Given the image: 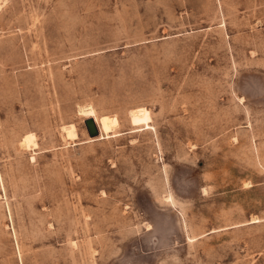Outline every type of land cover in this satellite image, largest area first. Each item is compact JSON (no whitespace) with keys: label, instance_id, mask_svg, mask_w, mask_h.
<instances>
[{"label":"rangeland","instance_id":"rangeland-1","mask_svg":"<svg viewBox=\"0 0 264 264\" xmlns=\"http://www.w3.org/2000/svg\"><path fill=\"white\" fill-rule=\"evenodd\" d=\"M0 264H264V0H0Z\"/></svg>","mask_w":264,"mask_h":264},{"label":"bare ground","instance_id":"bare-ground-1","mask_svg":"<svg viewBox=\"0 0 264 264\" xmlns=\"http://www.w3.org/2000/svg\"><path fill=\"white\" fill-rule=\"evenodd\" d=\"M81 114L83 116L86 117V119H89V118H92L94 119V123L98 125V128H99V131L102 133H105L106 135H108V133L112 130V127H111V123L109 122L108 120V117H103L102 119L98 120L96 117H95V114H94V111L92 108H85L82 110ZM150 117H149V114L148 112L143 109V110H140L139 112H137L135 115L131 116V122L134 124V125H140V124H145L147 125L148 121H149ZM72 126V125H71ZM69 130V129H68ZM74 132L73 130L71 129L70 132H68V135L69 136H74ZM76 135V134H75ZM68 136V137H69ZM70 138V137H69ZM74 137H72L73 139ZM34 141V140H33ZM32 143V136L31 135H27L25 137V139L23 140V144L24 146L27 148L28 144ZM34 144V143H33ZM35 145V144H34Z\"/></svg>","mask_w":264,"mask_h":264},{"label":"water","instance_id":"water-1","mask_svg":"<svg viewBox=\"0 0 264 264\" xmlns=\"http://www.w3.org/2000/svg\"><path fill=\"white\" fill-rule=\"evenodd\" d=\"M84 124H85V127H86V130H87L89 137L93 138V137L98 135L96 125H95L94 120L92 118L86 119L84 121Z\"/></svg>","mask_w":264,"mask_h":264}]
</instances>
